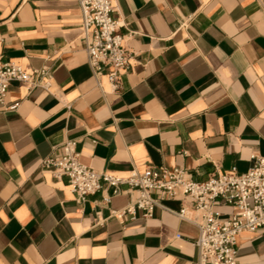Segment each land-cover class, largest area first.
<instances>
[{
    "label": "crops",
    "instance_id": "crops-1",
    "mask_svg": "<svg viewBox=\"0 0 264 264\" xmlns=\"http://www.w3.org/2000/svg\"><path fill=\"white\" fill-rule=\"evenodd\" d=\"M113 15L131 54L115 90L88 63L77 0H0V60L53 70L50 90L14 81L17 107L0 104V264H197L196 223L162 207L112 217L135 198L128 185L78 202L68 177L43 169L68 139L118 175L178 165L206 180L264 156V0H115ZM162 203L200 220L182 195ZM238 256L264 264V231L242 232Z\"/></svg>",
    "mask_w": 264,
    "mask_h": 264
},
{
    "label": "built area",
    "instance_id": "built-area-1",
    "mask_svg": "<svg viewBox=\"0 0 264 264\" xmlns=\"http://www.w3.org/2000/svg\"><path fill=\"white\" fill-rule=\"evenodd\" d=\"M115 0H77L82 14L83 42L88 63L97 80L108 68L106 75L115 90L118 77L128 70L131 54L121 33L122 23L115 18ZM3 35L0 29V42ZM27 84L29 90L53 86V70L44 66L27 71L12 60H0V104L15 109L18 103L7 104V93L12 82ZM98 84L100 82L98 81ZM252 164L245 172L235 166L225 172L217 171L206 180H197L183 166H150L143 171L133 169L127 175H118L106 170H96L83 163L73 140L42 158L40 165L55 176H66L78 202L107 187L113 195L123 192L122 186L136 192V196L124 208L112 210L111 216L124 219L135 218L140 212L150 218L157 207L190 220L199 227L195 240L198 249L197 264H239L238 239L242 232L264 231V156L252 153ZM107 194L103 200L110 202ZM182 195L200 215L199 221L187 216V207L174 210L162 203L163 197ZM219 199L233 207L224 215L212 209ZM180 237V234H178Z\"/></svg>",
    "mask_w": 264,
    "mask_h": 264
}]
</instances>
